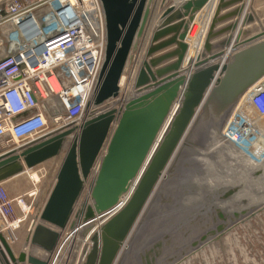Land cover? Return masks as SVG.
<instances>
[{"label": "water", "instance_id": "water-1", "mask_svg": "<svg viewBox=\"0 0 264 264\" xmlns=\"http://www.w3.org/2000/svg\"><path fill=\"white\" fill-rule=\"evenodd\" d=\"M147 1L100 0L106 31L104 60L87 107L117 96L126 63L144 37ZM208 2L183 0L177 6H164L133 82L136 95L123 108L98 112L77 128L56 131L0 155L1 183L65 149L53 185L26 237L29 246L45 257L14 252L0 230V264H49L61 237L74 241L59 264H115L139 220L151 214L156 199L163 196L162 186L174 175L181 161L179 147L192 126L208 110L219 114L229 109L264 75V6L259 7L264 0H252L251 10L244 15L243 0H216L199 55L182 66L188 51L186 34ZM113 120L115 129L85 191ZM170 184L165 192L172 189ZM233 192L229 188L217 195L227 198ZM214 209L220 223L191 246L212 237L221 243L223 230L238 216L235 213L228 220L222 210ZM173 233H164L146 245L141 260L170 262L171 256L165 261L160 257L165 256Z\"/></svg>", "mask_w": 264, "mask_h": 264}, {"label": "built area", "instance_id": "built-area-1", "mask_svg": "<svg viewBox=\"0 0 264 264\" xmlns=\"http://www.w3.org/2000/svg\"><path fill=\"white\" fill-rule=\"evenodd\" d=\"M153 3L147 1L148 8ZM167 4L160 3L157 9ZM199 26L190 27L185 41ZM105 42L100 0H0V155L56 131L77 128L98 112L119 110L130 91L136 95L137 48L126 63L117 96L87 107L104 60ZM115 126L113 120L85 191ZM218 138L255 157L264 155V75L238 96ZM73 241L61 237L51 264L67 258Z\"/></svg>", "mask_w": 264, "mask_h": 264}, {"label": "rangeland", "instance_id": "rangeland-1", "mask_svg": "<svg viewBox=\"0 0 264 264\" xmlns=\"http://www.w3.org/2000/svg\"><path fill=\"white\" fill-rule=\"evenodd\" d=\"M163 1L176 5V0ZM212 10L213 8L207 10L202 21L195 17L192 24L199 23L200 26L194 28L186 39L189 45L186 56H197L200 51L198 49L202 47ZM159 11H162V6ZM229 109L219 114L208 110L187 133L183 143L189 149L182 152V162H177L171 180L162 186L163 196L156 199L153 212L143 221L140 219L132 233L133 235L138 231L132 241V254L143 242L147 240L151 243L155 235L162 234L171 227H179V230H182L184 226H190L186 235L192 236L196 235L200 226L208 228L211 222L214 223L217 220L214 211L209 212L202 222L199 221L201 202L204 204L211 202L208 199L209 195H202L203 197L199 199L200 204L197 202L199 206L187 212L183 211L185 204L181 206L180 196L192 198L196 196L197 190L200 191L206 180H216L219 182L215 186L235 182L233 194L240 189L246 191L247 196L243 201H239L243 205V210L237 213V217H234L235 213L232 216L224 213L228 220L234 218L223 230L221 243H217L215 239L206 241L203 247L196 249L183 260H180V257L173 264H264V160L261 161L264 156L255 157L244 149L219 141L218 132ZM211 130L215 134L213 139ZM215 141L219 142L207 150L211 146L209 144ZM198 149L205 154L203 158L207 159V164L194 155V151ZM64 151L65 149L59 155L0 183V206L4 209L3 214H0V230L16 253L21 250L27 251L25 245L29 234L28 226L36 218L34 214L37 201L45 194L43 189L50 186L49 182L53 178L54 170L58 169ZM169 183L172 189L165 192ZM211 185L210 187H214L213 183ZM164 201L165 205L162 206L161 202ZM157 232L158 234H155ZM175 233L174 237L182 235V232Z\"/></svg>", "mask_w": 264, "mask_h": 264}, {"label": "bare ground", "instance_id": "bare-ground-1", "mask_svg": "<svg viewBox=\"0 0 264 264\" xmlns=\"http://www.w3.org/2000/svg\"><path fill=\"white\" fill-rule=\"evenodd\" d=\"M162 1L163 0H161V3H162ZM174 6H177V5H174ZM163 8L164 7H162V10H163ZM214 8V7H213ZM161 13V12H160ZM212 13H213V10H212ZM149 15H150V8H149ZM211 16H212V14H211ZM211 18V17H210ZM148 22H149V18H148V21H147V23H146V26H147V24H148ZM159 23H160V21H159ZM159 23L157 24V25H159ZM209 23H210V20H209ZM209 23H208V26H209ZM156 28V27H155ZM207 29H208V27H207ZM207 32V31H206ZM145 34V33H144ZM206 35V34H205ZM204 39H205V37H204ZM186 42H187V40H186ZM188 44V43H187ZM202 48V47H201ZM188 49H189V45H188ZM201 51V50H200ZM200 51L198 52V54H197V56L199 55V53H200ZM230 51V50H229ZM228 51V52H229ZM188 52V51H187ZM230 53V52H229ZM187 55V54H186ZM197 56H193V55H188V56H185V60H184V64H186V62H187V60L189 59V60H191V62H194L195 60H196V57ZM130 97H129V99L130 98H132V97H134L135 96V94H133V93H131V91H130ZM211 137H212V139H213V137H214V131H212L211 130ZM69 138H71L70 136H69ZM217 142H219V141H217ZM217 142L215 141L214 143H212V144H209V146L210 147H208L207 148V150L209 149V148H211L212 146H213V144L214 145H216L217 144ZM185 143H182L181 145H180V147H179V150L178 151H180L181 153L182 152H186V151H188V149L189 148H187L186 146L187 145H184ZM228 144V143H227ZM232 146H234V145H232ZM185 147V148H184ZM234 147H236V146H234ZM237 148V147H236ZM194 155H196V157L197 158H201V159H203V162H204V164L206 163L207 164V159H205L204 160V158H203V156L205 155L204 153H203V151H201V150H196V151H194ZM183 154V153H182ZM206 154H208V152H206ZM209 155V154H208ZM201 156V157H200ZM262 156H264V155H262ZM182 158V157H181ZM181 158H180V160H181ZM262 160L261 161H263L264 160V157L263 158H261ZM182 162V161H181ZM219 181H216V180H206L202 185H201V189H200V191H198L197 190V194H196V196H194V197H189V198H187V197H182L181 199H182V201H181V206H182V204L185 206L184 208H183V211L184 212H187V211H189V209H195V207L197 208L198 206H199V199L201 198V197H203V196H207V195H209L210 197H208V199H210L211 200V202H206L205 204L203 203V202H201V209H204V210H209V209H212V208H219L220 210H222V212H223V214L225 213L226 215H228V216H232L234 213H238V212H240V211H242L243 210V205H241V201H243L244 200V197L245 196H247V193H246V191H244V190H237L232 196H230L228 199H221L220 200V198L218 197V195H217V193H220V194H222L223 192H225L227 189H229V188H234V187H236L235 186V182H231V183H223V184H219V185H217V186H215L217 183H218ZM211 183H213V185H214V187H210V185H211ZM212 186V185H211ZM203 195V196H202ZM209 201V200H208ZM240 201V202H239ZM197 202L199 203V204H197ZM180 206V207H181ZM1 207V206H0ZM2 208V207H1ZM238 209V210H237ZM3 211H4V209H2ZM182 212V211H181ZM196 213H197V211H196ZM35 220H37V217L35 218ZM35 220H32V221H35ZM32 223V222H31ZM30 226H31V224L29 225V228H28V231H29V229H30ZM211 240V239H210ZM209 241V240H208ZM89 244H90V242H89ZM26 253H31V254H33V255H35V256H37V257H40V258H44L45 257V255H44V253L41 251V250H39V249H37L36 247H32V246H29V244L26 242ZM197 249V248H196ZM25 251V250H24ZM66 250H64V252H65ZM193 252V251H192ZM60 258V257H59ZM49 264H51V261L49 262Z\"/></svg>", "mask_w": 264, "mask_h": 264}, {"label": "flooded vegetation", "instance_id": "flooded-vegetation-1", "mask_svg": "<svg viewBox=\"0 0 264 264\" xmlns=\"http://www.w3.org/2000/svg\"><path fill=\"white\" fill-rule=\"evenodd\" d=\"M200 210L201 211H200V216H199L200 220L199 221H201V222L203 221V218H205V216L211 211H214V215H216L214 208L209 209V210H204V209H200ZM179 212L181 213V211H179ZM216 218H217V220L214 223L211 222L208 228H204V226H200L198 228V232H196V235H192V236L186 235V233L190 230V226H184L182 228V230H179L180 229L179 227L178 228L171 227V228H169L168 231H166V232L164 231V233H173L174 232L173 234H176L175 232L178 231L180 233L182 232V235H180L179 237H177V235H176V237H174V235H172V237L170 238V240H171L170 246L168 247L167 251L165 252L166 253L165 256L160 257V261H165L166 257L171 256L172 259L170 260V262L168 261L166 264H173L180 257H181L180 260L181 259L183 260L187 255L193 253L196 250V248L200 249V247H203L206 241L205 242H199L195 246H191V243L193 241L198 240L200 235L203 234L205 231L215 229L216 225L218 223H220V221H221V220H219L217 215H216ZM183 229H185V230H183ZM137 232H135L133 234L132 238L128 239V240H130L129 243L127 241L126 247L122 250V252L118 256L115 264H148L147 262H145V260H141V258H140V255L143 253V248L149 244L147 240L145 242H143L142 245H140L137 249H135L133 254L131 253L132 241H133V238L135 237ZM164 233H162V234H164ZM184 233H185V235H183ZM155 234H158V232ZM162 234L159 233V235H155L156 237L153 240L159 238ZM213 239L214 238L212 237L211 240H213ZM211 240L209 239V241H211ZM207 242H208V240H207ZM160 261L157 260L156 262L158 263Z\"/></svg>", "mask_w": 264, "mask_h": 264}, {"label": "crops", "instance_id": "crops-1", "mask_svg": "<svg viewBox=\"0 0 264 264\" xmlns=\"http://www.w3.org/2000/svg\"><path fill=\"white\" fill-rule=\"evenodd\" d=\"M174 1V0H173ZM182 0H176L175 3L176 5H179V3L181 2ZM251 1L252 0H243L242 4L245 6L244 7V14H247L250 10H251ZM161 3V0H154V3H153V6L150 8V15H149V22L145 28V34H144V37L140 39L139 41V45L136 49V61H137V69L139 68L140 64H141V60L143 59L144 57V52H145V47L146 45L148 44V41H149V38L151 36V33L152 31L155 29V27L157 26V24L159 23L160 19H159V15H160V12L159 11V8L157 9V6L158 4ZM214 3V4H213ZM216 3V0H209V2L207 3V5H205V7L197 14V17H199L198 20L202 21L206 14H207V10L209 9H212L213 6L215 5ZM241 4V3H240ZM261 6H264L263 5H260L259 7ZM196 17V19H197ZM241 18H242V15H241ZM241 18L239 20H241ZM193 25V24H192ZM191 25V26H192ZM233 44V42H232ZM202 46V45H201ZM198 50H201V47L198 49ZM232 49H230L229 52H231ZM184 66V64L182 65ZM181 66V68H182ZM67 139H69V137H67ZM55 169V167H54ZM55 173H56V169L54 170V173H53V178H51L50 182H49V187L46 186L44 189H43V192L45 193L44 195H42V199L40 201H37V206H36V211H35V216L36 214L39 212L40 210V207L42 206V204L44 203L46 197H47V194L49 192V190L51 189L52 185H53V182H54V178H55ZM15 177V176H14ZM13 178V177H12ZM9 180V179H7ZM5 180V181H7ZM4 182V181H3ZM2 183V182H1ZM48 188V189H47ZM30 225V224H29ZM29 228V226H28Z\"/></svg>", "mask_w": 264, "mask_h": 264}]
</instances>
